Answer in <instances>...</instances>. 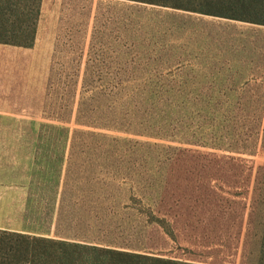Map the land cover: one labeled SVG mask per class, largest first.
<instances>
[{
    "label": "rangeland",
    "instance_id": "rangeland-1",
    "mask_svg": "<svg viewBox=\"0 0 264 264\" xmlns=\"http://www.w3.org/2000/svg\"><path fill=\"white\" fill-rule=\"evenodd\" d=\"M127 1L129 11L131 7H136L135 14L138 17H127V22L124 17H111L110 23L109 17H99V39L96 47L97 51L103 50L102 44L106 41L111 45L105 48L118 51L121 46L116 44V37L119 36V29L123 34L124 25L127 24V43L131 52L127 65L120 64L119 57L99 55L90 64L93 69H43L35 68L43 65L39 59L42 56L39 54H0V65L32 66L25 69L0 68V127H31V134L16 133L5 136L8 140L40 142L37 166L58 167L59 161L51 162V158L73 159V167H79V180L82 182L92 179L98 183L105 181L104 168L110 164L101 159L104 157L112 155L158 159L160 165H143L140 171L146 174L136 179L138 188L135 194L142 200L141 208L138 209L147 214L136 215L141 217L140 223L128 220L136 217L134 212H122L117 217L112 215L111 221L105 226L120 228L121 233L117 232L109 240L121 245L119 248L141 250L145 255L165 260H171V256H185L196 259L211 258L214 261L219 256L215 247L211 253L198 249L195 252L188 249L192 254L178 251L176 243L187 244L186 240H192V232L191 228H184V225H171V217L184 214L185 218L193 212V206H196L198 209L195 211V218L202 225L193 227V231L195 229L200 235H211L216 223V202L227 197L226 193L220 192V188L225 189L227 186L219 182L206 185L202 183L205 181L202 178L191 179L181 175L190 170V166H187L188 155L183 154L177 165L167 162L175 157L171 146H179V142L151 137L149 133L153 116H156L158 127L168 133L166 135H171V125L174 128L179 125L174 133L183 141L182 145L186 146L192 103L195 99L209 101L227 98L232 101L264 98V87L242 85L241 79L234 82L229 78L210 77L205 72V77H194L190 70L177 71L181 66L219 68L264 65V24H259L264 23V0ZM186 9L214 11L225 17H171L185 13ZM0 17H32V31H35L43 17L56 16L55 7L49 4L46 6L43 0H0ZM203 21L208 22V27L201 35L199 27L203 25ZM196 54L202 56L201 61L194 60ZM6 61H10L9 64ZM124 65L126 68L102 69ZM122 83L126 87L122 100L126 103L152 99L145 124L147 132L141 136L113 129ZM98 86H103L104 89L108 87L112 98L106 97L107 101L103 98L94 99ZM144 86H147L145 91L142 90ZM157 100L160 101L158 113L153 115ZM172 102L175 104L171 107ZM178 102H184L185 105L175 109ZM230 104L229 102L222 110L225 124ZM80 105L85 116L80 115ZM129 109L130 119L135 121L132 106ZM206 112L209 113L207 110L204 114ZM210 113L214 111L210 110ZM90 119H104L107 129L86 125ZM85 132L104 133L108 137H92L84 135ZM110 137L119 139L118 144H113ZM125 139L132 142L124 141ZM85 159L91 161L84 162ZM251 159L257 164L264 162V157L260 154ZM106 183H109L107 177ZM234 200L237 201L235 207L239 213L240 199ZM178 201L184 208H175ZM94 211L91 213L92 217L96 213L99 218L109 217L108 212L102 214L101 210ZM195 218L191 221H196ZM150 219H156L157 223L149 225L147 221ZM206 241L207 239L202 240ZM207 242L211 244V236Z\"/></svg>",
    "mask_w": 264,
    "mask_h": 264
},
{
    "label": "crops",
    "instance_id": "crops-1",
    "mask_svg": "<svg viewBox=\"0 0 264 264\" xmlns=\"http://www.w3.org/2000/svg\"><path fill=\"white\" fill-rule=\"evenodd\" d=\"M43 2L46 6L49 4L51 7H55L56 17H43L44 19L40 21L41 24L35 31H32V17H0V54H39L42 56L39 59L43 65L35 66V68L43 69L89 70L93 69L90 64L99 55L109 58L110 56L119 57L120 64L127 65V60L131 56L127 43V24L124 25L123 34L119 29V36L116 37V44L121 46L118 51L105 48L111 45L106 41L102 44L103 50L97 51L96 47L99 39L97 32L99 17H109L108 23L111 22V17H120L121 19L124 17L125 20L127 17H138L135 14L136 7H131L129 11V1L43 0ZM173 16L214 17L189 11L171 15V17ZM203 22V25L199 27L201 35L202 32L207 31L208 27V22ZM194 60L201 61L202 56L196 54ZM8 62L10 61H6V64H9ZM2 63L5 64V61ZM125 65L102 67V69H121L126 68ZM0 68L25 69L32 68V66L0 65ZM186 70H190L194 77H205V72L213 78H229L234 82L241 79L242 85L264 87V65H254V67L237 65L219 68L197 65L196 67L181 66L177 69V71ZM30 128L0 127V231L68 243L114 247L125 252L146 254L141 250L119 248L121 245L114 244L115 242L109 240L116 236L117 232L121 233L120 228L114 229L105 226L108 221H111L112 215L109 212L108 218L110 219L99 218L98 213L92 217L91 213L94 211L95 203L89 202V198L95 197V191H98V194H103L104 191L96 190L97 184L93 179L87 180V182L79 180L80 170L79 167L74 169L73 159H49L51 162L59 161V168L54 165L37 166L40 142L8 140V137L5 136L16 133L31 134ZM90 161V159L84 160V162ZM74 175L76 176L75 180ZM225 195H227L226 198L218 199L216 202V224L211 235H200L195 229L193 231V227L202 225L197 222L195 216L185 217V219L179 215L180 221L178 222H173L176 217H171V225H184V228H191L192 232V240H186L187 244L176 243L179 252L189 253L188 249L192 252L198 249L211 253L215 247L219 256L214 261L211 258L196 259L185 256H171V260L190 264H264L260 259L244 257L245 252L247 253L244 242L246 223L252 211L251 195L238 203L240 210L244 213L241 233L236 229L234 220L230 218V216H234L237 201L234 200L235 197L232 194ZM81 198H86V202L83 203ZM90 207L92 209H89ZM102 212V214H106V211ZM128 212H134L135 216H140L137 211ZM80 213H83L82 216ZM220 213L223 215L221 216ZM140 218L136 216L128 218V220L140 223ZM193 218L196 221H191ZM185 220L188 222L186 223ZM210 236L212 242L208 244ZM204 239L207 241L202 242ZM192 252L190 253L192 254Z\"/></svg>",
    "mask_w": 264,
    "mask_h": 264
},
{
    "label": "trees",
    "instance_id": "trees-1",
    "mask_svg": "<svg viewBox=\"0 0 264 264\" xmlns=\"http://www.w3.org/2000/svg\"><path fill=\"white\" fill-rule=\"evenodd\" d=\"M186 11L225 17L221 13L214 11L204 12L196 9H186ZM264 24V23H259ZM86 86V85H85ZM119 107L116 110L113 119V129L115 131L143 135L147 132L145 124L148 121L150 113L149 106L151 100L133 101L126 103L123 101L126 87L124 83L120 86ZM102 88V89H101ZM147 86L143 87L145 91ZM94 96L96 98H112V92L108 87H96ZM111 90V89H110ZM93 99V100H94ZM190 101V100H189ZM230 104L227 122L225 124V115L223 109ZM179 103V102H178ZM160 101H155L153 115L158 113ZM171 105V103H169ZM175 102H172L174 106ZM180 104V105H179ZM175 106V109L183 107L184 102ZM188 105V103H187ZM129 106H132L135 121L130 119L128 112ZM127 107V108H126ZM108 108V106H107ZM126 108V109H125ZM80 115H84L82 105L79 107ZM110 110V108H108ZM192 113L188 129L186 146L183 141L177 138V127L170 126L171 135L163 132L159 128L156 116H153L151 131L149 135L159 139H170L178 141L179 146H171L175 157L167 162L177 165L182 160V155H188L187 166L190 170L181 175L193 178H202L203 184L210 185L213 182H219L227 188H220V192L232 194L235 198L243 200L251 195L252 211L250 212L246 223L245 234V252L244 257L260 259L264 263V162L257 164L253 157L262 155L264 157V98L250 99H210L209 101L195 99L192 103ZM209 111L204 114V111ZM210 110L214 113H210ZM238 112H241L240 114ZM104 119H90L86 125L94 128H106ZM84 135L92 137H104L108 135L97 132H85ZM223 143L221 144V138ZM113 144H118L119 139L110 137ZM124 141H130L125 139ZM153 146H158L152 144ZM98 159V158H97ZM110 165L104 168L105 176L102 185L95 186L96 190H103V194L95 191V197L89 198V202L95 203V210L109 212L117 217L122 212L137 211L140 215L147 213L142 212V200L135 194L138 188L137 182L139 177L145 172L140 168L145 165H160L156 158H124V157H104L101 158ZM91 160V159H90ZM148 172L149 169H148ZM180 175V174H179ZM180 175V176H181ZM106 177L109 183H106ZM128 193L124 194V191ZM138 190V189H137ZM83 203L86 198L80 199ZM176 209H182L180 201L176 202ZM104 204V205H103ZM89 209H92L91 207ZM193 212L186 217H194L198 207L193 206ZM183 218L184 215H180ZM235 216V217H234ZM231 219L234 220L236 229L241 233L243 229L244 213L242 210L238 213L235 211ZM173 222L180 219L175 216ZM210 218V217H209ZM149 225L157 223L156 219L147 221ZM216 224V223H215ZM211 226V225H210ZM117 244V243H114ZM118 245V244H117ZM0 264H190L185 262L165 260L152 255L136 254L121 251L116 248L102 247L93 244L68 243L53 239L30 237L17 233L0 231Z\"/></svg>",
    "mask_w": 264,
    "mask_h": 264
}]
</instances>
